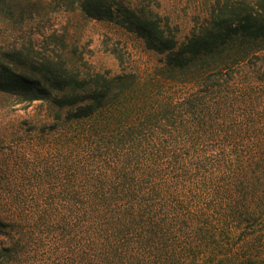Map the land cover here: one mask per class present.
<instances>
[{"label": "trees", "instance_id": "obj_1", "mask_svg": "<svg viewBox=\"0 0 264 264\" xmlns=\"http://www.w3.org/2000/svg\"><path fill=\"white\" fill-rule=\"evenodd\" d=\"M65 1L163 54L174 91L136 103L125 74L82 75L53 56L0 53V93L94 121L81 132V200L69 201L61 217L56 202L37 205L34 216L24 207L0 216V264H63V248L70 264H228L221 252L238 244L231 235L244 229L248 196L258 204L251 191L258 178L243 171L245 123L234 120L229 83L197 87L223 75L204 61L230 44L264 48V0H214L183 39L158 11L130 0Z\"/></svg>", "mask_w": 264, "mask_h": 264}, {"label": "rangeland", "instance_id": "obj_2", "mask_svg": "<svg viewBox=\"0 0 264 264\" xmlns=\"http://www.w3.org/2000/svg\"><path fill=\"white\" fill-rule=\"evenodd\" d=\"M130 1L158 11L179 39L214 2ZM251 45L245 40L234 42L208 57L206 67L225 68L223 75L212 76L207 85L197 87L229 83L224 93L236 109L234 120L245 123L240 125L245 138L243 171L258 178L251 188L258 204L247 190L249 212L243 216L244 229L231 235V243L238 244L219 251L228 264H264V48ZM8 50L33 58L53 56L82 75L89 70L109 77L125 74L129 79L124 85L138 91L132 100L136 103H149L152 100L147 96L153 94L163 101L167 91H174L164 81V73L170 72L163 70V54L148 49L143 38L113 22L84 17L76 2L0 0V53ZM93 122L68 119L66 110L47 101H20L0 93V216L16 217L21 207L26 208L25 215L34 216L37 205L47 208L51 202H56L58 216L69 214L65 205L81 200V132ZM3 239L1 233L0 245ZM69 251H60L63 264H70Z\"/></svg>", "mask_w": 264, "mask_h": 264}]
</instances>
